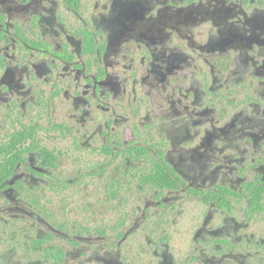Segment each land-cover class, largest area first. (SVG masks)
I'll use <instances>...</instances> for the list:
<instances>
[{
	"label": "flooded vegetation",
	"instance_id": "flooded-vegetation-1",
	"mask_svg": "<svg viewBox=\"0 0 264 264\" xmlns=\"http://www.w3.org/2000/svg\"><path fill=\"white\" fill-rule=\"evenodd\" d=\"M0 264H264V0H0Z\"/></svg>",
	"mask_w": 264,
	"mask_h": 264
}]
</instances>
